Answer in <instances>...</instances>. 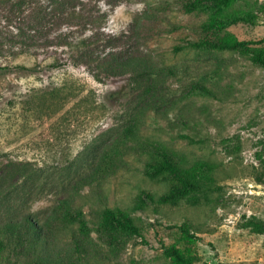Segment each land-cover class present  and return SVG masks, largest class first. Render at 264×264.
Listing matches in <instances>:
<instances>
[{
	"label": "rangeland",
	"instance_id": "rangeland-1",
	"mask_svg": "<svg viewBox=\"0 0 264 264\" xmlns=\"http://www.w3.org/2000/svg\"><path fill=\"white\" fill-rule=\"evenodd\" d=\"M77 1L71 14L86 22L82 33H112L121 49L162 70L158 112L145 118L138 139L161 143L188 164L210 161L215 178L158 202L148 195L169 193L176 181L169 174L150 177L134 153L106 181L90 178L104 151L120 140L127 113L140 103L134 75L104 85L85 69L53 71L46 64L53 50L24 47L18 34L23 19L25 31L34 34L30 28L44 25L50 40L64 25L49 14L43 19L35 8L22 16V0H0V234L7 224L38 223L37 253L63 264H172L164 254L169 245L192 254L194 264H264V234L249 226L251 219L264 221V67L237 51L187 46L200 37L209 14L186 12L182 0ZM236 7L248 20L224 30L264 47V0H241ZM94 51H103L102 44ZM215 69L219 97L195 94V82ZM110 90L133 98L106 100ZM180 132L204 141L180 139ZM69 195L84 204L92 221L104 204L130 210L142 236L93 230L88 253L75 252L72 232L54 210ZM24 241L11 252L21 264L34 259ZM0 263L12 261L5 256Z\"/></svg>",
	"mask_w": 264,
	"mask_h": 264
},
{
	"label": "trees",
	"instance_id": "trees-1",
	"mask_svg": "<svg viewBox=\"0 0 264 264\" xmlns=\"http://www.w3.org/2000/svg\"><path fill=\"white\" fill-rule=\"evenodd\" d=\"M240 1L182 0V9L186 12L206 11L209 14L206 21L201 24L200 37L188 40L187 46L216 51H237L246 56L253 64L264 67V47H253L247 41L240 40L224 30L228 24L248 20V13L236 7ZM77 2V0H22L21 6L23 7H20L22 16H26L30 8H35L33 10H37L38 14L43 15V19L46 18V14H49L55 22L64 26L58 31L56 29L54 38L50 40L46 37L48 34L44 31V25L38 30L30 28L31 31L34 30V34L25 31V22L27 21L23 19L24 27H21L18 37L19 43L24 47L41 46L47 50H53L48 55L50 59L46 64L56 72L65 69H85L97 82L104 85L120 75H134L137 85L134 89L135 96H139L140 103L127 113L129 123L124 128L120 140L115 141L109 149L104 151L100 164L93 174L89 175L90 178L99 183L106 181L115 171L128 166L129 160L126 155L134 153L144 164L147 175L158 177L169 174L176 181L169 193L160 195L158 198L148 195L152 200L167 202L199 188L203 182L213 180L215 178L213 175L214 164L210 161L197 160L195 163L188 164L179 159L176 152L165 145L138 139L139 131L145 124V118L151 114L152 110L158 112L154 108H157L158 103L157 90L162 86V83L158 81L162 70L152 67L137 54L121 49L114 42L116 39L112 33H102V36H99L101 32L92 31L90 35L82 33L81 29L86 22L75 21L77 19L71 14V11L78 6ZM99 43L102 44L103 51L95 55L94 48ZM180 48V46L176 47L178 50ZM17 66L23 70L33 71V67L26 63H18ZM1 68L3 67L0 66ZM218 72L215 69L214 73H208L201 80L196 81L192 91L197 95L218 98V93L214 88L216 81L221 76ZM56 90L60 92V89H54V91ZM74 98V95H70L68 100L71 101ZM108 98L130 99L133 97L128 96V93L122 90H110L106 95V100H109ZM178 138L195 143L204 141L203 137L184 132L178 133ZM54 210L59 222H63L65 227L71 230L74 251L78 253H88L89 238L93 230H103L113 235L142 236L141 228L131 211L122 207H110L104 204L98 209V219L92 221L87 218L84 204L78 203L75 196L69 195L59 201ZM19 226L7 224L2 229L0 258L6 256L12 261V264H21L11 258V252L17 250L15 245L16 247L17 245L23 246L24 240H27V246L34 251L32 257L34 259L27 260L22 264H63L51 256L37 253V249L42 247L40 239L42 226L28 219L25 220L22 228ZM249 226L253 231L264 234V221L251 219ZM24 233H29L31 237H25ZM164 254L170 258L172 264H194L195 257L176 245L166 246Z\"/></svg>",
	"mask_w": 264,
	"mask_h": 264
}]
</instances>
